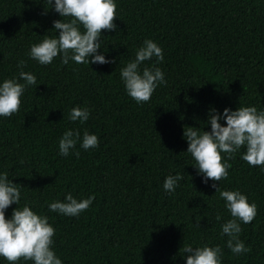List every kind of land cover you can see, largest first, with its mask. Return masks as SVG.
Listing matches in <instances>:
<instances>
[{
    "label": "trees",
    "instance_id": "1",
    "mask_svg": "<svg viewBox=\"0 0 264 264\" xmlns=\"http://www.w3.org/2000/svg\"><path fill=\"white\" fill-rule=\"evenodd\" d=\"M115 2L117 28L102 32L98 50L114 63L65 65L61 55L41 65L30 48L58 35L53 22L62 17L47 0H0V84L25 83L21 70L37 77L19 112L0 116V173L20 187V207L49 218L62 264H187L184 244L220 246L221 264H264V167L244 161L245 148L231 160L222 153L232 165L228 178L205 183L184 137L185 126L210 132L212 109L221 115L240 106L264 111V0ZM149 39L164 60L153 57L140 69L155 65L167 83L138 104L120 70ZM75 107L90 110L88 121L68 118ZM70 129L81 138L61 156L59 141ZM85 130L98 137L97 148L81 147ZM177 173L179 186L166 192L165 179ZM213 183L256 204L255 219L241 222L240 239L250 252L234 255L227 247L221 225L232 217ZM69 193L95 200L78 217L50 211V202H64ZM18 207L11 205L6 218ZM0 264L9 262L0 257Z\"/></svg>",
    "mask_w": 264,
    "mask_h": 264
},
{
    "label": "clouds",
    "instance_id": "2",
    "mask_svg": "<svg viewBox=\"0 0 264 264\" xmlns=\"http://www.w3.org/2000/svg\"><path fill=\"white\" fill-rule=\"evenodd\" d=\"M52 9L60 14L61 20L54 21V31L59 33L54 38L47 35L40 43L30 48V58L41 65H49L54 58L62 55L63 64L69 60L77 64H107L109 61L99 54L101 49L102 32L115 31L117 25V4L115 0H47ZM47 11V9H46ZM81 26L83 31L81 30ZM153 57L157 62H163V49L153 40H145L143 47L137 50L135 59L129 61L120 70L121 80L124 82L128 95L138 104L151 100L156 88L166 84L164 72L153 65L140 66ZM91 58V59H90ZM26 61L21 60L17 65L23 69ZM18 79H7L0 84V116L10 118L18 113L21 107V97L28 86L37 85V77L30 72H19ZM90 117L88 108L75 107L69 113L71 121L84 123ZM226 120V126L220 121ZM208 124L211 131H201L199 128L185 126L184 137L189 147L187 152L196 161L198 173L208 180L221 182L229 176L230 163L225 162L222 153H226L228 160L241 148H245L242 159L250 166L264 167V111L256 107L240 106L237 110L224 109L223 115L215 109L209 113ZM79 130H67L59 141L61 156L67 157L71 150L76 148L80 140ZM99 139L95 134L84 131L81 147L84 150L97 148ZM75 155L79 157L80 153ZM183 176L177 173L169 175L163 184L166 192H175L178 182ZM8 178V173H0V257L9 264L33 261L34 264H62V261L53 250L55 235L54 227L49 223L47 216L38 215L30 206L20 207L21 189ZM219 192L220 198L226 202L232 219L221 225V235L228 237L227 247L234 255H242L251 249L245 246L240 239L242 232L241 222L251 223L257 215V206L249 203L248 197L240 191L221 190L216 183L212 184ZM95 200V195L78 200L71 193L65 201L50 202L49 209L69 217H78L87 211ZM13 204L19 205L14 209L12 218H6V210ZM216 219H221L217 215ZM199 226V221L197 222ZM180 251L187 254V264H221L223 249L216 247H192L184 244Z\"/></svg>",
    "mask_w": 264,
    "mask_h": 264
}]
</instances>
